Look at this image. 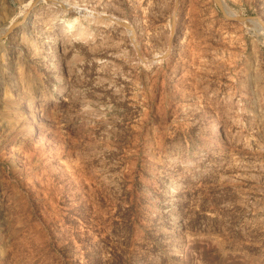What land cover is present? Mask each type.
I'll return each instance as SVG.
<instances>
[{
    "label": "rangeland",
    "instance_id": "obj_1",
    "mask_svg": "<svg viewBox=\"0 0 264 264\" xmlns=\"http://www.w3.org/2000/svg\"><path fill=\"white\" fill-rule=\"evenodd\" d=\"M0 264H264V0H0Z\"/></svg>",
    "mask_w": 264,
    "mask_h": 264
},
{
    "label": "bare ground",
    "instance_id": "obj_2",
    "mask_svg": "<svg viewBox=\"0 0 264 264\" xmlns=\"http://www.w3.org/2000/svg\"><path fill=\"white\" fill-rule=\"evenodd\" d=\"M53 15H55V17L53 18V24H54L53 31L55 33H61L62 31L65 30L63 35L73 34L75 38H88L89 36H91L92 35L91 30L87 28H83L84 25L99 21L94 18V15H87L85 20H80L77 17L76 18L75 17L61 18L59 17L60 13L58 12H53ZM62 21H64V23L61 24ZM77 25L80 26L81 28H79ZM159 59H160L159 56L158 57L156 56L154 58L155 61ZM63 91H65V89L61 88L60 93ZM36 105H37L36 102L32 101V102H29L26 106L34 107ZM194 164H195V161L193 160H189L187 163H185L186 166H191Z\"/></svg>",
    "mask_w": 264,
    "mask_h": 264
}]
</instances>
